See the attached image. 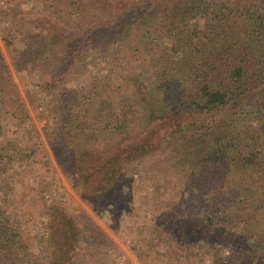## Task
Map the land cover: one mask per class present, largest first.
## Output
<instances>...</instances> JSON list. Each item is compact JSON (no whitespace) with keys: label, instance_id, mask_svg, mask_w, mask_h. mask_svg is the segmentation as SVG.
Here are the masks:
<instances>
[{"label":"trees","instance_id":"obj_1","mask_svg":"<svg viewBox=\"0 0 264 264\" xmlns=\"http://www.w3.org/2000/svg\"><path fill=\"white\" fill-rule=\"evenodd\" d=\"M24 1L40 14L15 25L18 65L41 71L48 142L82 197L100 206L145 163L157 195L178 175L143 264H264V0ZM15 86L0 54V111ZM49 226L32 259L0 205V264H95L72 209Z\"/></svg>","mask_w":264,"mask_h":264},{"label":"rangeland","instance_id":"obj_2","mask_svg":"<svg viewBox=\"0 0 264 264\" xmlns=\"http://www.w3.org/2000/svg\"><path fill=\"white\" fill-rule=\"evenodd\" d=\"M11 1L0 0V54L16 85L7 93L0 111V183L3 184L0 205L22 234V253L30 254L32 259H45L51 241V209L66 207L75 212V218L86 230L89 229L88 241L97 246L89 252L95 264H143L144 259L138 255L142 247L149 257L162 254L164 244L151 237L150 227L154 231L159 224V210L175 194L178 175L171 172L168 175L171 182L157 195L151 182L163 176L151 177L152 169L145 172V163L143 171L132 170L128 183L114 196L103 199L100 206L94 208L82 197L74 182L62 171L48 142L52 119L42 114L38 106L37 83L42 79L41 71L38 66L18 65L24 43L23 35L14 36L15 25L19 26L20 18H37L40 12L24 0L22 3L18 0L13 12L20 16L14 17L7 4ZM124 45L123 49L129 52L131 45ZM104 65L105 61H98L97 67L90 63L91 76L86 83ZM158 124L154 121L150 127L156 125L157 128ZM161 156L162 164H166L163 152ZM167 238L172 239V236Z\"/></svg>","mask_w":264,"mask_h":264}]
</instances>
